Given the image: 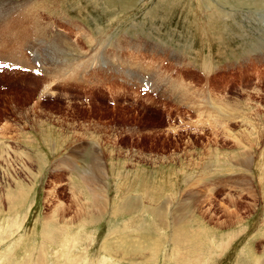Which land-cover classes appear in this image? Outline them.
Listing matches in <instances>:
<instances>
[{
    "label": "rangeland",
    "instance_id": "374dc122",
    "mask_svg": "<svg viewBox=\"0 0 264 264\" xmlns=\"http://www.w3.org/2000/svg\"><path fill=\"white\" fill-rule=\"evenodd\" d=\"M0 44L46 69L0 78V264H264V0H0Z\"/></svg>",
    "mask_w": 264,
    "mask_h": 264
},
{
    "label": "bare ground",
    "instance_id": "6f19581e",
    "mask_svg": "<svg viewBox=\"0 0 264 264\" xmlns=\"http://www.w3.org/2000/svg\"><path fill=\"white\" fill-rule=\"evenodd\" d=\"M2 1V0H1ZM22 20V19H21ZM14 22V21H13ZM16 22V21H15ZM24 23V22H23ZM14 24V23H13ZM17 25V24H16ZM4 30V29H3ZM31 32V31H30ZM28 33V32H27ZM15 40V39H14ZM2 43V42H1ZM3 44H5V42H3ZM0 46H1V44H0ZM5 49H7V48H5ZM17 56V55H16ZM66 60H68V59H66ZM60 71H58V72H61V70L63 69V67L62 68H58ZM104 174V173H103ZM100 175H101V173H100ZM99 177V176H98ZM98 177H96V178H98ZM102 182V181H101ZM97 184V183H96ZM102 191V190H101ZM97 195V194H96ZM97 199V198H96ZM104 209V206H102V204L99 206V208H98V210L97 211H99V210H101V212H102V210ZM103 212H104V210H103Z\"/></svg>",
    "mask_w": 264,
    "mask_h": 264
}]
</instances>
